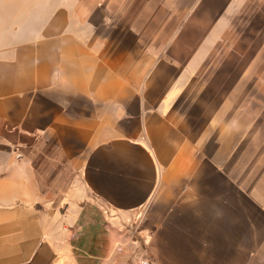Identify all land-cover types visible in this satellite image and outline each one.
<instances>
[{"label": "crops", "instance_id": "crops-1", "mask_svg": "<svg viewBox=\"0 0 264 264\" xmlns=\"http://www.w3.org/2000/svg\"><path fill=\"white\" fill-rule=\"evenodd\" d=\"M257 75L264 0H0V264H264Z\"/></svg>", "mask_w": 264, "mask_h": 264}, {"label": "rangeland", "instance_id": "rangeland-1", "mask_svg": "<svg viewBox=\"0 0 264 264\" xmlns=\"http://www.w3.org/2000/svg\"><path fill=\"white\" fill-rule=\"evenodd\" d=\"M264 75H257L256 76V81L259 82V81H264ZM242 81V79H241ZM260 98H263V95H262V91L260 90H256V99H260ZM264 110V102H263V99L260 101V102H257V106H256V114H261L259 115L257 118H262L264 116L263 115V111ZM256 128H257V135L260 133V131H262V134L264 135V122L262 121H257L256 122ZM256 144H257V147H264V136L262 137H257L256 138Z\"/></svg>", "mask_w": 264, "mask_h": 264}, {"label": "built area", "instance_id": "built-area-1", "mask_svg": "<svg viewBox=\"0 0 264 264\" xmlns=\"http://www.w3.org/2000/svg\"><path fill=\"white\" fill-rule=\"evenodd\" d=\"M138 264H151V263L148 259H143V260L139 261Z\"/></svg>", "mask_w": 264, "mask_h": 264}]
</instances>
